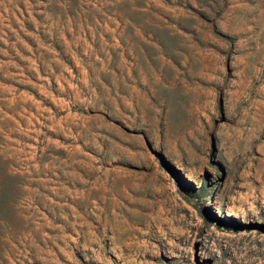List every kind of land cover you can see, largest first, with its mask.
<instances>
[{"label": "rangeland", "instance_id": "1", "mask_svg": "<svg viewBox=\"0 0 264 264\" xmlns=\"http://www.w3.org/2000/svg\"><path fill=\"white\" fill-rule=\"evenodd\" d=\"M0 264H264V0H0Z\"/></svg>", "mask_w": 264, "mask_h": 264}]
</instances>
